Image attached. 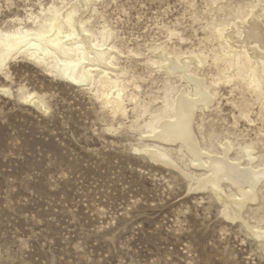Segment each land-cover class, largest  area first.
Wrapping results in <instances>:
<instances>
[{
	"label": "rangeland",
	"instance_id": "374dc122",
	"mask_svg": "<svg viewBox=\"0 0 264 264\" xmlns=\"http://www.w3.org/2000/svg\"><path fill=\"white\" fill-rule=\"evenodd\" d=\"M55 1L0 0V30L31 26L26 17ZM202 2L193 9L200 15ZM108 3L99 9L130 47L162 40L163 27L179 21L192 37L183 47L203 36L184 0ZM24 59L10 62L7 80L0 74V87L14 92L0 93V264H264L255 242L220 218L208 194H188L177 169L133 152L136 131L107 133L91 93ZM140 60L120 65L141 73ZM141 85L143 94L159 86ZM20 87L44 94L50 112L19 102ZM220 94V109L204 111L206 124L254 138L259 123L231 126L236 111L226 100L237 92L221 87Z\"/></svg>",
	"mask_w": 264,
	"mask_h": 264
},
{
	"label": "bare ground",
	"instance_id": "6f19581e",
	"mask_svg": "<svg viewBox=\"0 0 264 264\" xmlns=\"http://www.w3.org/2000/svg\"><path fill=\"white\" fill-rule=\"evenodd\" d=\"M184 1L192 23L202 27L196 45L183 47L192 37L179 21L144 49L130 47L100 11L108 0L55 1L41 15L26 17L31 26L0 30V74L7 80L10 62L25 58L91 93L107 133L136 131L135 154L177 169L187 193L208 194L220 218L237 223L264 256V0H201V15L193 10L196 0ZM134 57L144 72L120 65ZM147 82L159 86L143 94ZM221 87L237 92L226 100L236 111L231 126L259 123L254 138L206 124L204 111L220 109ZM0 93L14 97L10 87ZM16 98L50 112L44 94L20 87Z\"/></svg>",
	"mask_w": 264,
	"mask_h": 264
}]
</instances>
